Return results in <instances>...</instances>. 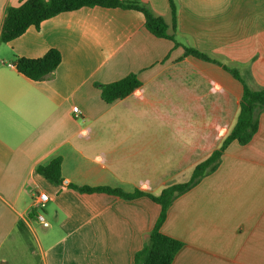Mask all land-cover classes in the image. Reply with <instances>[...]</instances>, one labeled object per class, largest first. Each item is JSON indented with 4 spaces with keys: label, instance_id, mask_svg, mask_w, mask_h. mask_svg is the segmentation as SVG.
<instances>
[{
    "label": "crops",
    "instance_id": "0c3cea01",
    "mask_svg": "<svg viewBox=\"0 0 264 264\" xmlns=\"http://www.w3.org/2000/svg\"><path fill=\"white\" fill-rule=\"evenodd\" d=\"M25 1L0 0V33L7 8ZM141 1L171 26L168 0ZM175 2L176 41L213 62L185 57L133 10L82 8L0 40V264H135L161 206L69 186L159 196L187 183L237 122L242 86L223 67L264 88V0ZM53 49L62 61L46 80L17 71V58ZM129 75L142 86L106 103L97 84ZM56 158L59 186L37 172ZM161 232L184 243L172 264H264V114L251 143H231L174 200Z\"/></svg>",
    "mask_w": 264,
    "mask_h": 264
},
{
    "label": "trees",
    "instance_id": "16d2710c",
    "mask_svg": "<svg viewBox=\"0 0 264 264\" xmlns=\"http://www.w3.org/2000/svg\"><path fill=\"white\" fill-rule=\"evenodd\" d=\"M171 10L172 23L169 26L162 17L156 16L141 0H27L18 7H9L5 12V19L0 33L3 43L10 42L23 35L30 27L38 28L40 24L59 14L76 11L82 8H106L133 10L145 16L147 30L158 38L174 42L176 47L184 49V56H193L198 59L213 62V60L196 49L182 46L176 41L175 30L177 27L178 9L175 0H168ZM62 57L58 50H50L39 59L17 58L14 65L17 71L32 81H43L52 75L61 64ZM242 86L240 110L237 122L230 134L223 141L221 147L215 150L209 158L196 166L191 179L184 184L172 185L165 188L159 196H154L141 191L127 194L121 190L107 187L91 188L70 185L69 188L81 193H106L119 196L126 200L148 197L161 206L160 216L150 233L148 242L134 258L135 264H172L177 254L184 247V243L166 236L161 232V227L167 219L168 211L174 200L195 188L206 176L214 173L221 162L227 147L237 142L246 146L255 137L259 130V116L264 114V88L251 89L237 70L223 67ZM142 86L136 75H129L124 79L106 85H99L103 100L111 104L133 94ZM37 172L54 185H62V159L56 158L48 165L39 166Z\"/></svg>",
    "mask_w": 264,
    "mask_h": 264
},
{
    "label": "built area",
    "instance_id": "2783aa9c",
    "mask_svg": "<svg viewBox=\"0 0 264 264\" xmlns=\"http://www.w3.org/2000/svg\"><path fill=\"white\" fill-rule=\"evenodd\" d=\"M73 111L76 114L79 113L78 108H74ZM48 202H49V198L46 194L39 193L38 195L35 196L34 209L40 212V214L37 216V219L39 222L43 224L45 223V217L43 213H41V210H44L46 208Z\"/></svg>",
    "mask_w": 264,
    "mask_h": 264
},
{
    "label": "rangeland",
    "instance_id": "374dc122",
    "mask_svg": "<svg viewBox=\"0 0 264 264\" xmlns=\"http://www.w3.org/2000/svg\"><path fill=\"white\" fill-rule=\"evenodd\" d=\"M41 213H43V214H44V210H41Z\"/></svg>",
    "mask_w": 264,
    "mask_h": 264
}]
</instances>
